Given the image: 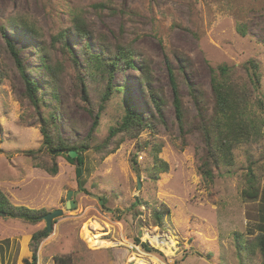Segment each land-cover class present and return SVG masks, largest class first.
<instances>
[{
  "label": "rangeland",
  "instance_id": "1",
  "mask_svg": "<svg viewBox=\"0 0 264 264\" xmlns=\"http://www.w3.org/2000/svg\"><path fill=\"white\" fill-rule=\"evenodd\" d=\"M74 16L89 31V40L74 35ZM3 34L17 49L24 75L40 88L43 104H32L26 96L23 74ZM41 42L54 76L38 59L44 53ZM85 45L90 55L102 46L113 55L119 49L134 51L135 69L120 67L110 77L94 71L84 61ZM249 60L260 73L259 84L249 89V105L260 118L264 0H0V192L14 207L44 215L63 210L38 243L34 264H55L64 257L71 264H131V253L170 264H260L259 253L248 256L244 247L264 235V137L237 146L232 166L214 168L212 181L205 180L199 172L204 145L198 133L180 131L167 68L174 71L183 128L190 130L200 112L189 87L202 93L203 114L210 116V68L234 67L237 76L245 77ZM110 84L124 88L110 91L103 102ZM150 89L161 100L160 111L148 99ZM126 94L137 113L150 121L132 138L118 131ZM97 113L96 129L90 131ZM43 120L50 125L53 147L60 141L88 147L79 178L76 165L65 159L67 150L58 155L43 146ZM155 149L168 165L166 173L154 171ZM52 167L54 175L46 171ZM249 170L258 190L254 201L242 197ZM68 191L75 204L69 210ZM89 223L98 230L86 238L82 232ZM44 230L41 217L29 223L0 215V264H33L32 238ZM148 233L171 239L172 255L162 251L167 246L162 241L152 246ZM136 239L149 242L152 250L144 251Z\"/></svg>",
  "mask_w": 264,
  "mask_h": 264
},
{
  "label": "trees",
  "instance_id": "2",
  "mask_svg": "<svg viewBox=\"0 0 264 264\" xmlns=\"http://www.w3.org/2000/svg\"><path fill=\"white\" fill-rule=\"evenodd\" d=\"M19 25H23L25 32L30 33V35L35 36L36 33L34 29L28 27L22 20H15ZM25 24V25H24ZM73 31L74 35L83 38L87 41L91 38L89 31H87L82 22L77 20V16L73 18ZM64 34L67 33L65 30ZM63 32L61 35L63 36ZM4 40L6 42L7 48L10 50L13 58L15 59L19 70L23 74V78L27 85L26 96L31 101L32 104L38 105L43 104L46 100L40 97V88L37 83L31 82L25 74V68L21 65L17 58V49L13 45L11 39L4 35ZM44 42H41V50L44 51L41 56L38 57L40 63H43L44 70L47 74L52 76L55 75L54 70L49 66V60L46 56L47 50L45 49ZM85 52L83 57L85 63L92 66L94 71L101 70V72L111 76V74L120 67L123 69H135V64L133 62L134 51L129 49H119L117 53L110 54L105 52L104 46H102L100 52L95 55H90L88 53V47L85 45ZM105 58V59H102ZM168 68V76L170 81V86L173 93V107L176 114V119L178 121L180 131L187 133L188 131L196 132L200 135L203 148V156L200 159L199 172L202 177L211 182L213 179L212 171L213 169H219L221 167H229L233 164V150L242 144H249L257 142L260 137H264L261 132V128L264 122V111L261 117L258 118L255 112L251 110L249 105V89L256 88V85L260 82V73L258 70V65L254 60H249L247 64L244 65L245 77L237 76L234 67H229L226 65H220L217 68H210V92L213 99V105L211 108L210 116H206L204 113L205 109L202 105V93L196 87H189V94L200 114L196 117L195 122H192L190 130H184V114L182 112V102L180 95L178 94V87L176 84V79L174 77V71L171 67ZM92 69V68H91ZM183 68L180 67V70ZM144 71V76L147 74L146 66L143 64L140 72ZM51 76V77H52ZM47 78V77H46ZM146 82V88L149 87L148 81ZM81 85L82 98L84 102L87 101L86 90L83 83ZM124 87L115 88L111 84L105 90L102 96V101H106L109 96L110 91L123 90ZM150 88V87H149ZM125 92V91H124ZM148 99L154 104L157 111H160L161 100L155 97L152 89L149 90ZM53 99H57L56 95H52ZM149 101V100H148ZM259 107L264 110L262 104ZM53 114V113H52ZM97 113L94 116L93 124L91 130L96 129L98 123ZM52 122L54 123L55 118L51 116ZM148 119H143L136 111V108L132 105L129 95L126 94L125 97V115L118 127V131L126 134V136L132 138L135 137L142 129L150 127V121ZM43 136V146L49 147L50 151H54L56 154L63 153L64 151H75L77 157L74 159L65 156L68 163L76 165V176L79 178L82 174L83 162L82 158L83 150L88 147L86 145H73L68 146L64 141H60L58 146L53 147L52 137L50 135V125H47L44 120L42 121V126L40 130ZM115 132H111V136ZM159 149H155L153 152L154 156V171L159 175L166 173L168 171V165L158 157ZM26 155L34 154L33 151H27ZM46 170V168H45ZM50 174L56 173V168L46 170ZM157 178V176H156ZM255 176L251 170H249V178L247 181V188L242 192V197L244 200H256L258 195V190L255 186ZM0 215H6L8 218L20 219L29 223H35L42 217L43 211L29 210L25 207L12 206L8 199L0 192ZM160 213L157 214V219L160 218ZM159 224V222H158ZM85 230V229H84ZM83 236L91 238V228L82 232ZM48 234L44 230L41 233H36L33 235L34 251H33V264L36 262V247L38 243L44 239ZM136 243L140 244L144 251L150 252L152 249L147 245L139 242V239L135 240ZM251 241V242H250ZM245 243V249L249 253L248 256L252 255L257 251L260 255V264H264V235H258L254 240H250ZM55 264H71L70 260L66 257L57 258Z\"/></svg>",
  "mask_w": 264,
  "mask_h": 264
},
{
  "label": "water",
  "instance_id": "3",
  "mask_svg": "<svg viewBox=\"0 0 264 264\" xmlns=\"http://www.w3.org/2000/svg\"><path fill=\"white\" fill-rule=\"evenodd\" d=\"M67 156H69V158L74 159L77 157V153L75 151H68L67 152ZM139 179L137 178V185L138 188H140V184H139ZM73 195L72 191H68L67 195H66V203H65V209L69 210L75 207L74 201L71 199V196ZM63 215V210L61 209H57L54 210L52 212H48L45 215H43L41 217V219L44 220L45 222V231L46 233H50L52 231V227H53V220L57 217H60Z\"/></svg>",
  "mask_w": 264,
  "mask_h": 264
},
{
  "label": "bare ground",
  "instance_id": "4",
  "mask_svg": "<svg viewBox=\"0 0 264 264\" xmlns=\"http://www.w3.org/2000/svg\"><path fill=\"white\" fill-rule=\"evenodd\" d=\"M91 225L93 226V228H94L95 230H97L96 225H94V224H91ZM89 228H90V227H89V224H87V225L84 226V229H85V230H88ZM146 237H149L150 240H151V244H152V245L154 244V246L157 247L156 245L161 246V244H160L159 242L163 241L162 239H163L164 236H162V235H158L157 233H153V236H152V233H150V235H149V236H146ZM163 242H164V241H163ZM164 243L167 244V246H168V247H166V249H165V250L167 251V255H172V250H171V248L169 247V245H174V242H173L171 239H167ZM155 244H156V245H155ZM131 257H132V258L130 259V262L136 260V261H134L133 264H135V262H137V264H148L147 261H146L145 259H143L142 257H140V256H136V255L134 254V255H132ZM149 260L152 262L151 259H149ZM130 262H129V263H130ZM152 263H153V262H152Z\"/></svg>",
  "mask_w": 264,
  "mask_h": 264
},
{
  "label": "crops",
  "instance_id": "5",
  "mask_svg": "<svg viewBox=\"0 0 264 264\" xmlns=\"http://www.w3.org/2000/svg\"><path fill=\"white\" fill-rule=\"evenodd\" d=\"M91 224H93V223H89V227L91 228V231H96L94 228H93V226L91 225ZM95 225V224H94ZM96 227H97V225H96ZM97 230H98V227H97ZM95 235H100L99 233H94ZM150 235V233H148V235L146 234V236H149ZM94 236V235H93ZM102 236V235H101ZM97 237V236H96ZM97 239V238H96ZM164 242L167 240L166 238L164 239H162ZM162 241V242H163ZM163 242V244L166 246V244ZM119 243H121V242H119ZM125 243V245H126V242H124ZM120 245H122V243L120 244ZM113 246H115V245H113ZM117 246V245H116ZM127 246H129V245H127ZM130 247V246H129ZM166 247H168V246H166ZM170 248L172 247V246H169ZM166 248H164L163 249V251H164V253L167 255V251L165 250ZM172 250V249H171ZM136 255V256H140L141 254H136V253H131L130 254V256H129V260H128V262H130V259L132 258L131 256L132 255ZM143 257V256H142ZM150 258V257H149Z\"/></svg>",
  "mask_w": 264,
  "mask_h": 264
},
{
  "label": "built area",
  "instance_id": "6",
  "mask_svg": "<svg viewBox=\"0 0 264 264\" xmlns=\"http://www.w3.org/2000/svg\"><path fill=\"white\" fill-rule=\"evenodd\" d=\"M142 243V242H141ZM121 244V243H120ZM142 244H145V245H147L148 246V244H149V242H148V244L146 243V242H144V243H142ZM150 244H151V242H150ZM152 245V244H151ZM153 246V245H152ZM149 247V246H148ZM133 248H135L134 246H133ZM148 256V255H147ZM131 264H133L134 263V261H132V262H130ZM147 263L148 264H153L150 260H149V258H148V261H147ZM155 264H170L169 262H161V261H157Z\"/></svg>",
  "mask_w": 264,
  "mask_h": 264
},
{
  "label": "flooded vegetation",
  "instance_id": "7",
  "mask_svg": "<svg viewBox=\"0 0 264 264\" xmlns=\"http://www.w3.org/2000/svg\"><path fill=\"white\" fill-rule=\"evenodd\" d=\"M162 251H163V249H162ZM140 257H142V255H140ZM142 258H143V257H142ZM149 259H151V260H152L153 264H155V263H156V261H155L154 259H152V258H149Z\"/></svg>",
  "mask_w": 264,
  "mask_h": 264
}]
</instances>
